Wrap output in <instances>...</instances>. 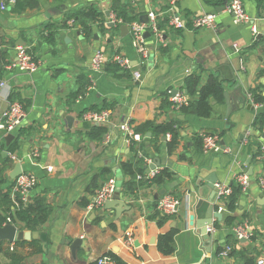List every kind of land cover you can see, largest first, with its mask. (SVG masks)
I'll return each instance as SVG.
<instances>
[{"label":"crops","instance_id":"crops-1","mask_svg":"<svg viewBox=\"0 0 264 264\" xmlns=\"http://www.w3.org/2000/svg\"><path fill=\"white\" fill-rule=\"evenodd\" d=\"M34 1L37 7L22 11L15 6L0 8V84L5 85H0V113L11 102H19L26 115L13 135L32 128L18 139L13 154L5 148L0 152L5 179L1 189L6 191L13 182L9 174L17 163L23 173L35 177L37 185L27 200L43 198L50 208L45 224L34 230L45 233L47 239L45 248L40 240L0 242V264H9L14 254L23 258L22 264H96L103 256L122 264H256L264 259V192L257 185V179L264 176V159L252 158L263 141V134L252 124L258 114L264 115V103L256 110L250 99V92L256 89L264 97V0H243L251 19L247 24H235L232 15L218 12L226 6L218 5L223 0H181L172 7L169 0H121L132 11V22H146L150 13L157 16L161 42L152 35L146 38L148 58L138 66L140 80H133L131 71L108 63L90 91L88 72L95 52L106 59L122 55L133 64L139 60L129 32L121 36L119 30L129 24L110 27L116 0ZM90 10L96 19L78 17ZM171 14L180 18L182 29L170 26ZM210 14L216 15L213 27L193 28L195 18ZM83 21L90 27V35L82 30ZM19 49L37 63L35 72L5 68L17 61ZM193 73L199 76L200 87L211 76L223 87L220 101L209 100L211 115L201 118L171 108L159 113L170 91L186 94L184 82ZM81 88L85 93L75 98ZM103 112L107 116L101 123L85 118ZM67 117L73 119L70 125ZM172 120L179 122L175 126L178 142L172 150L167 148L171 137L155 138L149 129L139 130ZM125 122L141 135L139 142L125 141L118 129ZM249 130L252 137L245 144L240 137ZM201 133L218 134L221 151L203 152ZM3 151L7 152L5 158L1 157ZM134 155L143 166V182L137 177L132 180L122 170ZM6 158L11 166H4ZM152 164L157 165L155 173L169 171L172 181L163 186L146 182L152 179ZM241 174L250 180L246 191L237 185ZM210 175L218 184L231 187L232 193L240 191L232 211L228 200H215L221 220H213L215 239L206 243L189 220L192 211L187 202L195 185L202 186L203 196L209 195L205 180ZM111 177L116 180L120 200L130 206L118 219L114 211L98 215L102 208L91 206L96 192ZM132 182L133 189L127 188ZM161 191H166L161 199L170 196L179 203L172 216H162L157 210L159 200L153 197ZM15 226L18 232L31 231L19 222ZM240 226L252 233L244 243L234 233ZM169 232H174L173 251L163 255L158 239ZM129 237L132 244L128 246ZM76 239H82L84 246L72 257L67 243ZM33 241L42 253L28 245ZM227 248L226 255H220Z\"/></svg>","mask_w":264,"mask_h":264},{"label":"built area","instance_id":"built-area-1","mask_svg":"<svg viewBox=\"0 0 264 264\" xmlns=\"http://www.w3.org/2000/svg\"><path fill=\"white\" fill-rule=\"evenodd\" d=\"M0 8L1 10H5L7 6H15L16 0H0ZM181 0H169V5L172 7L177 2ZM172 12V8L170 9ZM224 11L230 15H232L234 23H249L251 19L247 16L243 7V0H230ZM216 15H203L195 18L193 20V28L201 29V28H210L213 27L215 22ZM170 26L176 29H182L183 25L180 18L176 15H172L169 17ZM112 23H122L121 20H117L115 15L111 18ZM129 34L131 37V45L132 48L136 51L139 56V60L133 64L128 57L122 55H114L111 59H106L104 54L97 51L93 55V58L90 63L89 72H88V80L89 86L88 91L92 90L95 83V78L102 75L104 73V69L108 63H112L120 70L131 71L133 80L141 79V72L138 66H143L146 62L148 56L147 51L144 47V42L146 38L144 37L145 33H149L154 37L157 41L161 42V34L159 30V23L157 20V16L154 13H150L147 17L146 22H132L128 25ZM255 33V30L253 31ZM7 70L9 69H18L22 72H35L38 68L37 63L31 58L30 55L25 53L24 50L19 49V53L17 56V61L15 63H10L5 67ZM1 86H5L3 83ZM250 99L253 102L252 96ZM168 100L171 103L172 111H180L182 108L187 107L190 104V97L184 94L182 91H177L175 95H172V91L168 93ZM254 108L257 110L261 107L260 104H254ZM25 110L23 106L19 102H11L8 108L0 113V134L1 141L4 142V138L9 134H14L17 129L22 126L23 119L25 118ZM107 114L103 113H91L85 118L91 120L92 123H101L105 120ZM119 131L123 133L124 139L127 143L131 142H139L141 140V135L137 134L132 126L125 122L118 127ZM263 134V141L258 146L259 152V160L264 159V127L260 131ZM167 139L170 138V135L165 136ZM202 142V150L203 152H219L221 151L220 146V136L218 134H210V133H201L199 135ZM252 137V131H248L243 138V142L245 144L249 143V140ZM11 159L14 160L15 157L11 156ZM48 171L52 170V167L47 168ZM155 172L152 171L150 176L153 178L155 176ZM138 179H141V176H137ZM249 177L245 174H241L237 177V185L240 187L242 191H246L249 186ZM12 194H19L22 203H27V195L31 189H34L37 185V181L35 177L31 174L22 173L13 181ZM257 185L259 189L264 192V176H261L257 179ZM215 193L216 201L227 202L228 198L232 195L231 187L224 184H215ZM117 191L116 180L111 177L109 178L101 188L96 192L92 200V207L94 209L102 208L104 203L112 200L113 196ZM178 201H176L173 197L167 196L159 200L157 204V210L162 216H172L176 212V208L178 206ZM209 231H213V228L209 227ZM234 233L237 240H248L252 237V233L247 226H240L234 228ZM126 245H131L132 240L129 237L126 240ZM226 251L221 252L220 255L225 256ZM96 264H116L110 257L103 256L96 261ZM256 264H264V259L258 260Z\"/></svg>","mask_w":264,"mask_h":264},{"label":"trees","instance_id":"trees-1","mask_svg":"<svg viewBox=\"0 0 264 264\" xmlns=\"http://www.w3.org/2000/svg\"><path fill=\"white\" fill-rule=\"evenodd\" d=\"M209 2L208 0H206ZM230 0H223L218 5L225 6V2H229ZM38 4L34 0H16L15 9L22 11L26 8H34L37 7ZM112 12L115 15L117 20H121L122 24H130L132 21L135 20V17L130 9L126 7L122 3L121 0H116L113 2L112 5ZM96 13L92 10L87 11L83 14H78V17H82L84 19H96ZM82 30L87 34L90 35L91 29L86 24V21L81 22ZM116 67V66H115ZM117 68V67H116ZM118 69V68H117ZM89 81V80H88ZM199 76L196 75V73H193L189 75L184 82L183 90L186 92V94L192 98L190 101V104L187 107L182 108L180 111L182 114H192L197 117L201 118H207L211 115L212 107L209 103V100L211 98H216L218 101L221 100L223 95V87L222 85L217 81V78L214 76H211L208 81L203 85L199 86ZM89 86V82L87 84ZM86 89H80L76 95L75 98H79L85 93ZM253 103L254 104H260L262 105L264 103V97L262 96L261 89L252 90L250 92ZM12 95L9 96V100H12ZM171 103L168 100V95L165 96V98L162 100L160 106H159V113H166L168 109L170 108ZM24 110L26 109L23 106ZM26 112V111H25ZM179 122L177 120H172L170 122L164 123L162 125H152L147 124L141 127L139 130L144 131L145 129H149V131L152 133V136L155 138L158 137H164L167 134L170 135L171 140L167 144V148L172 150L177 145V139L179 137L178 130L176 129V125ZM252 127L255 131L260 132L262 128L264 127V115L258 114L254 122L252 124ZM31 127L27 129H20L18 131V134L14 138V140L9 144V146H5L4 143L1 141V134H0V152L5 148L6 151L10 154H13L14 151L18 147V139L24 135L26 132L31 131ZM137 153H135L136 155ZM135 155L133 156L132 160L128 163L123 165L122 170L125 174L131 177L132 180L136 179L137 175H142L143 172V166L140 162L137 163ZM259 152L257 149V152L253 154L252 158L253 160L258 159ZM136 161V162H135ZM4 166L8 167L11 166V163L9 159L4 160ZM135 168V169H134ZM3 171L0 170V224L3 225L7 221H10L12 224L16 223H22L25 225L26 228L29 230H36L40 227H42L50 213V208L46 205L45 200L40 197H35L27 200V203H22L20 199L19 194L11 196V191L13 188V182L7 187L6 191H3L1 189V185L5 182L4 175L2 173ZM173 179V175L167 171L163 170L161 172H157L155 176L147 180L146 182H149L150 185H156V186H163L165 182H170ZM143 182V178L141 179ZM135 184L128 183L127 188L133 189ZM240 189L238 188L237 191L234 190L232 195L228 198V208L229 210H234L235 208V202L237 200L236 194L239 193ZM227 223H230V219L227 221ZM174 238V232H169L167 234L159 236L158 239V250L163 255H169L172 253V242ZM25 245L26 243H18ZM29 246L37 247L36 253L40 254L42 253V248L38 246L36 242H29ZM3 253L2 244L0 243V254ZM113 259V258H112ZM113 261L117 264H122L118 259H113ZM23 258L19 255H11L10 263L9 264H22ZM95 264V263H93Z\"/></svg>","mask_w":264,"mask_h":264},{"label":"water","instance_id":"water-1","mask_svg":"<svg viewBox=\"0 0 264 264\" xmlns=\"http://www.w3.org/2000/svg\"><path fill=\"white\" fill-rule=\"evenodd\" d=\"M227 2L225 3V5ZM224 8H218L217 11L221 12ZM114 26L113 23L110 24V27ZM121 36H126L129 32V29L126 25H122L119 28ZM145 38H149L150 34L145 33ZM1 70V67H0ZM177 93V89L172 90V95ZM67 123L70 125L73 122V119L70 117L66 118ZM18 130V129H17ZM148 136H150L148 134ZM243 137H240V140H243ZM15 136L13 134H9L4 138L5 146H9V144L14 140ZM165 140V139H163ZM7 156V152L3 151L1 153V157L5 158ZM157 167L156 164H152L149 166L150 170H154ZM23 173L21 164L17 163L11 173L9 174V179L14 181L18 176ZM205 187L209 190V195L207 197L202 195V186L195 185L194 188H191L188 195V202L187 208L191 209L192 215L189 217V220L192 225H194L195 229L197 230L199 236L205 241L206 243L209 241H214V233L209 231L208 228L212 227L214 224L213 220L220 221L221 214L217 212V208L215 205V187L214 185L217 184V179L214 175H210L206 180ZM166 191H161L159 195H154V200H160L161 196L165 194ZM258 203V202H257ZM179 204L176 208L178 209ZM130 210V206L126 205V203L120 200V194L116 191L115 195L113 196L112 200L107 201L104 203L102 210L98 212V215H102L105 211H114L115 217L118 219L119 216ZM46 234L43 232H18L17 228L14 224L10 221H7L5 224H0V242H7L9 244L14 243L16 240L20 241H30V240H40L43 244V247L46 246ZM241 243H244L245 240L241 239ZM69 246V251L72 257H75L76 251L79 247L84 246V241L82 239H76L71 243H67Z\"/></svg>","mask_w":264,"mask_h":264}]
</instances>
